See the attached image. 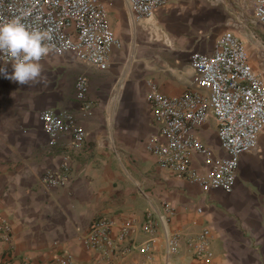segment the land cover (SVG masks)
I'll return each mask as SVG.
<instances>
[{"label":"crops","instance_id":"obj_1","mask_svg":"<svg viewBox=\"0 0 264 264\" xmlns=\"http://www.w3.org/2000/svg\"><path fill=\"white\" fill-rule=\"evenodd\" d=\"M102 1L122 42L108 69L73 53H50L40 61L45 83L22 86L0 73V220L12 227L10 243L0 234V264H50L54 254L66 252L78 264L91 263L97 256L81 238L99 215L114 218V236L127 222L137 228L131 250L112 264H264V132L257 147L241 156L231 191L204 194L197 181L163 167L148 150L158 134L147 99L151 82L169 96L181 95L194 80L190 55L211 51L218 37L233 30L228 12L206 0H170L147 19L155 27L144 29L134 22L127 0ZM250 31L264 29L250 27L242 35L260 70ZM4 68L9 75L14 71L12 64ZM80 76L89 80L90 110L76 93ZM48 108L76 115L87 133L83 148L72 149L69 134L50 143L40 120ZM198 134L216 157L223 153L215 120ZM65 162L71 180L44 184V173ZM191 165L201 173L209 169L203 155H194ZM149 215L156 232L146 251L151 236L142 225ZM205 229L212 235L210 255L201 258L193 242ZM167 236L177 238L173 253Z\"/></svg>","mask_w":264,"mask_h":264},{"label":"built area","instance_id":"obj_2","mask_svg":"<svg viewBox=\"0 0 264 264\" xmlns=\"http://www.w3.org/2000/svg\"><path fill=\"white\" fill-rule=\"evenodd\" d=\"M169 1L127 0V4L134 22L139 23L151 19L156 10ZM206 1L228 12L227 23L233 30L218 37L211 51L190 55L194 80L181 95L169 96L152 82L147 94L158 126V134L148 145V150L156 155L163 167L197 181L204 194L214 189H233L241 156L257 147L264 132V33L251 34L250 31L262 65L260 70L253 67L248 43L242 37L250 27L264 29V0ZM17 17L34 28L52 32L54 47L50 53L59 56L73 53L80 61L101 70L108 69L114 49L122 46L102 0H0V23ZM8 64H12L11 58L0 53V67ZM75 88L83 108L90 110L88 78L78 77ZM211 119L217 124L223 151L218 157L198 134ZM40 120L50 143L55 144L60 137L69 134L72 149L84 147L87 133L70 110L44 109ZM194 155H203L209 169L201 173L193 168ZM71 173L70 165L65 162L57 170L46 171L42 181L46 185L64 186L71 180ZM165 207L169 212L168 204ZM114 225L113 217L99 215L82 234L85 248L97 256L88 264H112L131 250L133 245L130 247L129 242L137 229L135 224L127 222L116 236L113 235ZM142 231L151 236L144 246V250L150 251L156 232L150 215L142 225ZM0 234L6 243L12 241V227L5 220H0ZM211 238V231L205 229L193 242L197 257L210 255ZM166 241L168 253L175 252L177 238L167 236ZM53 258L60 264H76L70 252Z\"/></svg>","mask_w":264,"mask_h":264},{"label":"clouds","instance_id":"obj_3","mask_svg":"<svg viewBox=\"0 0 264 264\" xmlns=\"http://www.w3.org/2000/svg\"><path fill=\"white\" fill-rule=\"evenodd\" d=\"M52 41L50 30L34 28L19 17L0 23V53L11 58L14 70L9 75L5 68H0V73L22 86L45 83L47 78L42 75L40 61L53 50Z\"/></svg>","mask_w":264,"mask_h":264},{"label":"rangeland","instance_id":"obj_4","mask_svg":"<svg viewBox=\"0 0 264 264\" xmlns=\"http://www.w3.org/2000/svg\"><path fill=\"white\" fill-rule=\"evenodd\" d=\"M172 1V0H171ZM217 7H219V6H217ZM219 8H222V7H219ZM141 24V27L142 28H144V29H150V28H153V27H155L154 25H152V23H150V21H147V20H144V21H142V22H140ZM71 253V252H70ZM62 254H64V253H57L56 255H62ZM73 255V254H72ZM54 256H55V254H54ZM53 256V257H54ZM52 257V259L50 260L51 262H50V264H60V263H58L56 260H54V258ZM73 257H74V259H75V256L73 255ZM93 261V260H92ZM91 261V262H92ZM75 262H76V259H75ZM76 264H78L77 262H76Z\"/></svg>","mask_w":264,"mask_h":264}]
</instances>
